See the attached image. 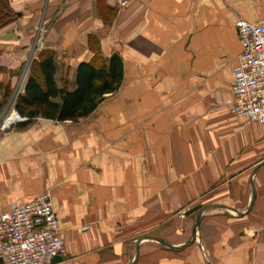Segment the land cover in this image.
I'll return each mask as SVG.
<instances>
[{"label": "crops", "instance_id": "crops-1", "mask_svg": "<svg viewBox=\"0 0 264 264\" xmlns=\"http://www.w3.org/2000/svg\"><path fill=\"white\" fill-rule=\"evenodd\" d=\"M1 1L0 102L22 84L16 107L30 58L52 56L58 89L74 92L79 66L97 58L92 37L98 67L123 62L119 91L90 116L38 117L0 138V209L52 188L65 241L53 264H264V167L253 175L264 125L226 105L242 54L235 24L263 21L264 0ZM213 205L236 211H206L186 248L156 240L187 243L197 216L187 210Z\"/></svg>", "mask_w": 264, "mask_h": 264}, {"label": "built area", "instance_id": "built-area-1", "mask_svg": "<svg viewBox=\"0 0 264 264\" xmlns=\"http://www.w3.org/2000/svg\"><path fill=\"white\" fill-rule=\"evenodd\" d=\"M235 26L242 54L235 68L232 98L226 105L249 123L264 125V20H238ZM25 121L28 118L13 109L3 127ZM64 253V235L51 193L6 211L0 209V264H53Z\"/></svg>", "mask_w": 264, "mask_h": 264}, {"label": "trees", "instance_id": "trees-1", "mask_svg": "<svg viewBox=\"0 0 264 264\" xmlns=\"http://www.w3.org/2000/svg\"><path fill=\"white\" fill-rule=\"evenodd\" d=\"M4 3L0 2V27L5 25ZM92 49L96 52L95 63L81 64L77 73V89L74 92H63L58 89L55 80L56 67L52 56L46 57L39 64L33 63L31 73L23 95L18 97L15 109L29 119L42 117L45 119L78 121L93 114L106 95L116 93L123 82V62L114 54L105 65L98 67L101 60L100 42L96 37L91 38ZM12 95L10 87L5 88L4 99L0 102V110L5 107ZM61 102L53 100L59 98Z\"/></svg>", "mask_w": 264, "mask_h": 264}, {"label": "rangeland", "instance_id": "rangeland-1", "mask_svg": "<svg viewBox=\"0 0 264 264\" xmlns=\"http://www.w3.org/2000/svg\"><path fill=\"white\" fill-rule=\"evenodd\" d=\"M60 15H61V13H57L56 14V16L57 17H55V19H54V22L56 21V20H58V18L60 17ZM109 22H111V20L109 21ZM49 26V25H48ZM47 25L46 26H44L43 27V30H39V34L37 35V37H35L36 39H35V42H36V47H37V49H38V47H40V46H43L45 43V41L47 40V38H48V36L50 35V33H51V30H50V28H47L48 27ZM50 26H52V25H50ZM97 38V37H96ZM98 39V38H97ZM44 43V44H43ZM36 51V50H35ZM32 58H30L29 59V61H28V63H27V66H26V71L28 72V69H29V66H31L32 67V60H31ZM31 64V65H30ZM21 86H22V84H21ZM21 86H19L17 89H16V93L20 90V87ZM119 91V90H118ZM16 93H13L12 95L13 96H11L12 97V101H10L9 103H8V105L6 104V107H4V108H2L1 110H0V138L1 137H5V136H8V135H10V134H13V133H16V132H20V131H22L23 129H26V128H28L29 126H30V124L29 125H26V126H24V127H26V128H23V125L22 126H20L21 124H13V125H11L10 127H3V122H4V120H5V118H6V116L13 110V109H15L14 108V104H15V102L13 101V99H15L14 98V96H16ZM16 110V109H15ZM17 111V110H16ZM31 124L33 123V122H30ZM58 125H62V123H59ZM46 192H49V193H51V195L53 194L52 192V188H47V189H45L41 194H43V193H46ZM40 194V195H41ZM13 205H15V204H13ZM12 205V206H13ZM11 206V207H12ZM195 209V208H194ZM191 211V209H188V211L187 212H190Z\"/></svg>", "mask_w": 264, "mask_h": 264}, {"label": "water", "instance_id": "water-1", "mask_svg": "<svg viewBox=\"0 0 264 264\" xmlns=\"http://www.w3.org/2000/svg\"><path fill=\"white\" fill-rule=\"evenodd\" d=\"M261 167H264V162H262L260 165H258L253 173V175L255 174V172L260 169ZM251 187H252V200H251V204L249 206V210H251V208L253 207V204H254V201H255V197H256V193H255V189H254V183H253V178L251 180ZM211 208H218V209H224V210H231V211H236V210H233L227 206H223V205H213V206H204V207H201V206H198L197 208L191 210L189 212V214H192L194 212H197V216H196V222H195V225H194V228H193V233H192V236L190 238V240L181 245V246H171L169 245L167 242L163 241V240H160V239H156L158 240L160 243H162L164 246H166L167 248H170L172 250H180V249H183V248H186L188 246H190L191 244H194L197 240H198V234H197V231H198V228H199V224H200V220H201V217L202 215L208 211L209 209ZM61 260V257L58 256L56 257L54 260H53V263L56 262V261H59Z\"/></svg>", "mask_w": 264, "mask_h": 264}]
</instances>
